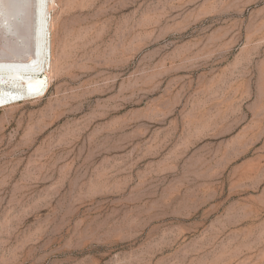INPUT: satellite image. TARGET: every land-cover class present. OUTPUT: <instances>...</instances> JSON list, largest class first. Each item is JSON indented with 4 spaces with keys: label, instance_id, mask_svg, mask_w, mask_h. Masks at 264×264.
I'll use <instances>...</instances> for the list:
<instances>
[{
    "label": "rangeland",
    "instance_id": "obj_1",
    "mask_svg": "<svg viewBox=\"0 0 264 264\" xmlns=\"http://www.w3.org/2000/svg\"><path fill=\"white\" fill-rule=\"evenodd\" d=\"M55 2L49 85L0 101V264H264V0Z\"/></svg>",
    "mask_w": 264,
    "mask_h": 264
},
{
    "label": "bare ground",
    "instance_id": "obj_2",
    "mask_svg": "<svg viewBox=\"0 0 264 264\" xmlns=\"http://www.w3.org/2000/svg\"><path fill=\"white\" fill-rule=\"evenodd\" d=\"M32 4L35 6L33 10L30 9L28 0H22L17 5H13L11 0H0V17L7 20L5 29L8 32H13L14 28L15 31L22 29L27 32L24 37L28 36L32 39L30 58L0 60V101L3 103L9 98H23L28 94L35 95L42 92L49 85L51 80L49 76H52L51 74L56 70L52 37L55 30L52 8L56 9V2L55 0H34ZM19 14L22 15V22L12 19Z\"/></svg>",
    "mask_w": 264,
    "mask_h": 264
}]
</instances>
